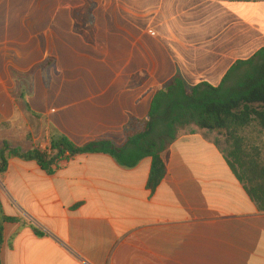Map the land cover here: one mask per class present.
I'll return each mask as SVG.
<instances>
[{"label":"crops","instance_id":"obj_1","mask_svg":"<svg viewBox=\"0 0 264 264\" xmlns=\"http://www.w3.org/2000/svg\"><path fill=\"white\" fill-rule=\"evenodd\" d=\"M263 48L264 0H0V150L121 146L156 88L218 87ZM189 128L155 191L151 158L80 155L52 175L10 159L0 199L20 221L3 225L1 264H264V212L212 132Z\"/></svg>","mask_w":264,"mask_h":264},{"label":"trees","instance_id":"obj_2","mask_svg":"<svg viewBox=\"0 0 264 264\" xmlns=\"http://www.w3.org/2000/svg\"><path fill=\"white\" fill-rule=\"evenodd\" d=\"M154 92L148 116L130 117L125 124V141L121 146L113 140L78 146L61 136L52 140L49 149L37 146L24 152L6 141L0 150V175L7 172L12 158L34 161L49 175L55 173L61 162L80 155L106 154L128 169L151 158L148 187L155 191L167 172L163 157L167 148L181 130L196 126L200 130L226 133L229 144L228 150L223 151L226 160L251 200L264 212V161L257 148L249 150L245 138L251 127L264 134V48L252 58L238 61L218 87L208 83L191 87L178 75ZM18 221L5 215L0 199V264L3 225Z\"/></svg>","mask_w":264,"mask_h":264},{"label":"rangeland","instance_id":"obj_3","mask_svg":"<svg viewBox=\"0 0 264 264\" xmlns=\"http://www.w3.org/2000/svg\"><path fill=\"white\" fill-rule=\"evenodd\" d=\"M190 130H192V128L184 129L185 132H189ZM212 135L214 137V140L217 141L222 151H227L229 148V144L226 133L212 132ZM245 138L249 150L252 151L254 148H257L261 152V156L264 161V134H262L259 129L251 127L246 131Z\"/></svg>","mask_w":264,"mask_h":264}]
</instances>
